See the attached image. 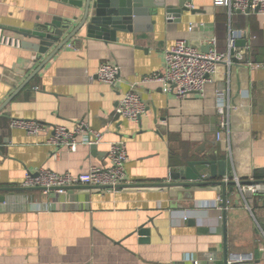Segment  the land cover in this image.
<instances>
[{
	"label": "crops",
	"instance_id": "crops-1",
	"mask_svg": "<svg viewBox=\"0 0 264 264\" xmlns=\"http://www.w3.org/2000/svg\"><path fill=\"white\" fill-rule=\"evenodd\" d=\"M161 1L188 11L178 22L165 9L150 11L119 32L116 43L83 33L34 76L55 47L40 61L27 46L0 48V264H210V258L226 264L232 256L264 264V194L244 197L237 186L227 187L224 216L222 186L186 187L172 178L205 151L227 160L225 180L264 181L254 178L264 172V15L230 17L215 0ZM80 15L54 0H0V28L21 42L17 30ZM231 32L245 41L238 47L244 59L222 63L203 95L178 98L168 84L144 83L164 72L176 41L226 53ZM105 62L121 68L114 86L97 80ZM133 89L146 104L138 123L115 115ZM220 92L230 109L229 130L218 140ZM13 120L49 129L85 121L104 142L72 153L48 143L51 133L29 134L13 128ZM117 142L128 152L122 188L78 187L60 195L23 187L27 173L76 176L109 167L110 144ZM140 228L149 237L139 236Z\"/></svg>",
	"mask_w": 264,
	"mask_h": 264
},
{
	"label": "built area",
	"instance_id": "built-area-1",
	"mask_svg": "<svg viewBox=\"0 0 264 264\" xmlns=\"http://www.w3.org/2000/svg\"><path fill=\"white\" fill-rule=\"evenodd\" d=\"M218 6L228 9L230 17L235 14L244 16L264 15V0H215ZM194 26L191 27L193 29ZM239 36L231 32L228 42V52L219 53L217 50H210L202 53L187 44L185 40H178L165 53V69L159 74L155 73L143 79L144 83L163 82L171 86L170 91L178 98H186L196 94L203 95L211 77L216 75L219 66L227 63L229 66L239 63L244 59L237 47ZM215 44V41L213 42ZM3 46L20 47L21 41L15 37L5 34L0 28V48ZM251 47H247L250 49ZM249 67H254L251 62ZM260 66V65H255ZM121 68L109 62L101 64L97 72V80L114 86L119 80ZM219 113L222 120L219 125L217 139L220 140L225 131L229 130L228 112L230 105L225 102L224 94L219 93ZM226 107L228 112L225 111ZM146 113V104L140 95L133 89L125 94L119 102L115 115L132 122H140ZM13 128L24 130L32 135L51 133L49 142L53 146L66 148L69 152H77L80 146H99L104 142L101 132L92 129L87 122L81 121L74 128L56 126L49 129L43 123L36 121L13 120ZM109 167H91L87 173L79 175L57 174L51 171H41L38 174L27 173L24 188L41 189L45 194L55 191L60 195H67L76 187H104L117 190L119 186L128 183L126 162L128 152L123 142L111 143L109 148ZM237 187L242 196L264 194L262 185H240V180L235 179ZM221 199L216 203L219 204ZM210 264H219L210 258ZM194 264H198L195 262ZM226 264H253L251 256H232Z\"/></svg>",
	"mask_w": 264,
	"mask_h": 264
},
{
	"label": "water",
	"instance_id": "water-1",
	"mask_svg": "<svg viewBox=\"0 0 264 264\" xmlns=\"http://www.w3.org/2000/svg\"><path fill=\"white\" fill-rule=\"evenodd\" d=\"M54 1L60 2L68 8L79 11L81 15L80 18H62L54 16L44 23L35 24L32 29L16 31L18 35L24 38L21 45L27 46L33 50L37 54L36 59L39 61L43 56L50 52L51 48L55 47L54 51L40 65L33 76L38 74L55 55L70 43V41L83 33L89 39H99L106 42L116 43L119 32H128L130 26L133 22L137 21L138 17L149 16L151 14L150 11H156V9L159 8L165 9V12L171 17L173 16L177 22L179 21L181 14L188 11V8L182 3L179 4L178 7H175L173 5H165L161 0ZM32 40L36 42H31ZM244 45V40L237 41V47H242ZM25 85L26 84H24V86ZM93 148H95V146H93ZM201 158V160L190 161L186 166L174 170L172 178L182 181V183L178 185L186 187L222 186L223 193L221 207L225 210V216L228 199L227 187L234 188L237 184L235 181L225 180L227 175V160H220L218 158V153L213 152L210 154L203 151ZM240 185L264 186V181H240ZM84 187L85 186H80L79 188ZM122 187L124 186H119V188ZM224 218L226 221V217ZM149 233V230L145 228H140L138 231V234L141 237H149ZM141 241L146 240L145 238H141Z\"/></svg>",
	"mask_w": 264,
	"mask_h": 264
},
{
	"label": "trees",
	"instance_id": "trees-1",
	"mask_svg": "<svg viewBox=\"0 0 264 264\" xmlns=\"http://www.w3.org/2000/svg\"><path fill=\"white\" fill-rule=\"evenodd\" d=\"M254 178L263 180L264 179V172L255 173Z\"/></svg>",
	"mask_w": 264,
	"mask_h": 264
}]
</instances>
